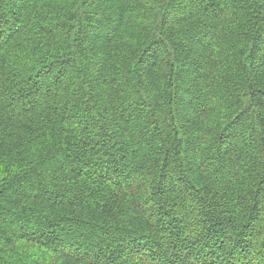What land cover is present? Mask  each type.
Wrapping results in <instances>:
<instances>
[{"label": "trees", "instance_id": "obj_1", "mask_svg": "<svg viewBox=\"0 0 264 264\" xmlns=\"http://www.w3.org/2000/svg\"><path fill=\"white\" fill-rule=\"evenodd\" d=\"M0 264H264V0H0Z\"/></svg>", "mask_w": 264, "mask_h": 264}]
</instances>
